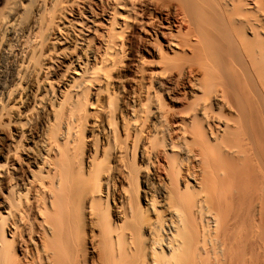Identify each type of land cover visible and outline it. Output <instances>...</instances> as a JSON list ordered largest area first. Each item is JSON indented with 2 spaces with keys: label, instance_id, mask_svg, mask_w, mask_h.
<instances>
[{
  "label": "bare ground",
  "instance_id": "bare-ground-1",
  "mask_svg": "<svg viewBox=\"0 0 264 264\" xmlns=\"http://www.w3.org/2000/svg\"><path fill=\"white\" fill-rule=\"evenodd\" d=\"M0 264H264V0H0Z\"/></svg>",
  "mask_w": 264,
  "mask_h": 264
}]
</instances>
